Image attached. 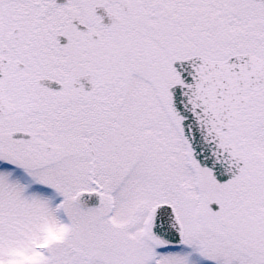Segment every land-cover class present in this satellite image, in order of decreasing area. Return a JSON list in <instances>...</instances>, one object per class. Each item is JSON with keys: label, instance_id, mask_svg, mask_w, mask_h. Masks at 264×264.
I'll list each match as a JSON object with an SVG mask.
<instances>
[{"label": "snow or ice", "instance_id": "obj_1", "mask_svg": "<svg viewBox=\"0 0 264 264\" xmlns=\"http://www.w3.org/2000/svg\"><path fill=\"white\" fill-rule=\"evenodd\" d=\"M0 264H264V0H0Z\"/></svg>", "mask_w": 264, "mask_h": 264}]
</instances>
